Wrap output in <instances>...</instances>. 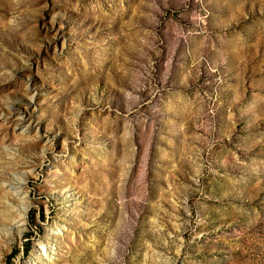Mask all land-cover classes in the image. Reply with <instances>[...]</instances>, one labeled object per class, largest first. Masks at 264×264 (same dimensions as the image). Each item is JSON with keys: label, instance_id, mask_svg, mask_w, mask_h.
<instances>
[{"label": "rangeland", "instance_id": "obj_1", "mask_svg": "<svg viewBox=\"0 0 264 264\" xmlns=\"http://www.w3.org/2000/svg\"><path fill=\"white\" fill-rule=\"evenodd\" d=\"M41 242L264 264V0H0V264Z\"/></svg>", "mask_w": 264, "mask_h": 264}, {"label": "bare ground", "instance_id": "obj_2", "mask_svg": "<svg viewBox=\"0 0 264 264\" xmlns=\"http://www.w3.org/2000/svg\"><path fill=\"white\" fill-rule=\"evenodd\" d=\"M22 180H25V176L22 177ZM26 185L27 184H22L21 186H18L20 187V189L19 191H17V194L12 195L11 198L8 197L7 199H5L9 207H12V210L10 213L6 214V217L8 218L7 221L4 223L2 229L7 232H10L11 230L19 236L24 231V228L26 226L27 213L30 203L28 201V195L22 192L26 188ZM15 205H17L16 208L14 207ZM39 244V256L35 260H32L30 264H50V262L53 261V257L51 254V250L53 249V247L43 242Z\"/></svg>", "mask_w": 264, "mask_h": 264}]
</instances>
